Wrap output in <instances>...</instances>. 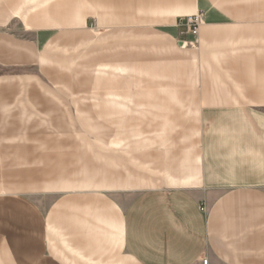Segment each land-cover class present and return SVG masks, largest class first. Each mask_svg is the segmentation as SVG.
I'll return each instance as SVG.
<instances>
[{
    "label": "crops",
    "instance_id": "0c3cea01",
    "mask_svg": "<svg viewBox=\"0 0 264 264\" xmlns=\"http://www.w3.org/2000/svg\"><path fill=\"white\" fill-rule=\"evenodd\" d=\"M76 1L0 0V142L32 139L18 133L17 114L7 119L28 112L22 94L46 114L56 95L73 112L95 111L100 146L94 181L63 173L56 185L53 165L14 167L31 193L64 194H51L44 216L38 199L16 194L21 181L0 184V264H264V0ZM90 12L101 26L152 27L175 43L178 22L201 12L196 45L176 43L190 51L195 85L89 89L78 95L95 103L70 100ZM25 79L43 87L20 90ZM170 112H196L195 127L181 128ZM23 149L15 146L16 158L30 161Z\"/></svg>",
    "mask_w": 264,
    "mask_h": 264
},
{
    "label": "rangeland",
    "instance_id": "374dc122",
    "mask_svg": "<svg viewBox=\"0 0 264 264\" xmlns=\"http://www.w3.org/2000/svg\"><path fill=\"white\" fill-rule=\"evenodd\" d=\"M76 2V0H72L73 5L74 3L77 4ZM78 19L76 17V24ZM87 27L91 40L87 47L80 52L79 57L73 64L75 69L74 84L77 95L76 97H71L70 100L80 98L81 96L78 94H82L89 89L94 91L101 88H132L137 91L142 88H191L195 85L194 80L191 79L190 51L179 50L176 44L178 41L175 43L167 36L157 34L152 30V27L142 28L135 25L117 27L110 24L101 26L92 12L88 16ZM184 31L185 27H181L179 40L186 41L188 43L186 46L189 43L196 45L194 36L192 37L189 33L181 35ZM3 73L4 71H0V79ZM17 85L20 90L24 91L29 87H43V85L33 84V82L28 84L26 79L25 81H18ZM9 90L13 92L15 89ZM2 94L3 92L0 89V98ZM33 97L23 94L19 97L24 107L29 109L26 114L22 115L19 111L15 112L14 109H12L11 113H8L7 119L12 121H14L15 114H17L16 119L18 123H21L18 133L27 137L32 136V139L29 138L27 142L24 141L23 143L0 142L2 145L7 146L8 150L4 153L0 152V184L14 189L15 186H18L16 181L22 182L19 177L10 175L14 174L13 171L16 165H21L24 171L40 169L39 172H42L43 169L46 170L45 166L47 164L49 167L50 165L54 167L53 179L56 185H62L63 173L66 175L70 173L72 181L74 178L94 181V152L96 147L97 149L100 148L94 143L95 128L91 127L94 124L95 111L89 112L92 117L88 118L86 116L89 115L90 107H86L88 109L87 113L73 112L74 106L69 105V97L66 99L68 102L65 104L61 99L62 97L55 95L53 101L55 102L54 109L46 114L41 111L40 102L33 101L35 96ZM82 97L89 100L85 101V103L94 102L95 99L94 96L85 97V95H82ZM13 99L14 97L10 98L12 101ZM135 99L139 101L141 97L136 96ZM73 101L71 104L74 103ZM117 113L120 112L115 114ZM134 115L136 123L142 122V111L137 110ZM174 116L175 112L167 113L168 120L175 121L183 129H189L196 125V112H182L181 116L176 113V118ZM86 124L90 125L86 126ZM104 131L110 134V131L113 130L108 128L103 129ZM18 145H23L25 152L33 151V158L30 161H26L24 158L21 161L16 158L14 148ZM37 153L39 154L38 156ZM87 165L92 166L88 169V174L90 175L85 173V169L79 172L81 168H85ZM22 183L23 186H19L21 188L19 190H22V192L16 194L23 196L28 201H36L38 199L44 210H42L44 216L46 207L51 202V194L55 195L58 200L63 198L64 193L62 191L57 193H46L45 191L31 193L30 190L34 187H30V184H27L25 176ZM45 184L46 182H40L37 187L42 189L46 186ZM46 194H49V196ZM56 225L62 226L60 223ZM23 226L27 228L25 224ZM72 226L74 225L72 224ZM43 228L42 230L45 229ZM53 235L55 236V241L61 245L62 235L55 232Z\"/></svg>",
    "mask_w": 264,
    "mask_h": 264
},
{
    "label": "built area",
    "instance_id": "2783aa9c",
    "mask_svg": "<svg viewBox=\"0 0 264 264\" xmlns=\"http://www.w3.org/2000/svg\"><path fill=\"white\" fill-rule=\"evenodd\" d=\"M203 24V15L201 12L196 13L192 16H187L184 19H181L178 22V25L180 27H185V31L181 33V35H184L185 33H189L197 37L199 27ZM190 42V41H189ZM201 264H208V260L206 258H203L201 260Z\"/></svg>",
    "mask_w": 264,
    "mask_h": 264
},
{
    "label": "water",
    "instance_id": "95a60500",
    "mask_svg": "<svg viewBox=\"0 0 264 264\" xmlns=\"http://www.w3.org/2000/svg\"><path fill=\"white\" fill-rule=\"evenodd\" d=\"M177 44L179 45V46H186L188 43L186 42V41H181V40H179L178 42H177Z\"/></svg>",
    "mask_w": 264,
    "mask_h": 264
}]
</instances>
